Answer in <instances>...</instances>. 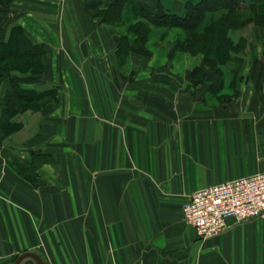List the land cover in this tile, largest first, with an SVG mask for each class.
Returning a JSON list of instances; mask_svg holds the SVG:
<instances>
[{"label":"crops","instance_id":"0c3cea01","mask_svg":"<svg viewBox=\"0 0 264 264\" xmlns=\"http://www.w3.org/2000/svg\"><path fill=\"white\" fill-rule=\"evenodd\" d=\"M198 1L135 3L181 16ZM10 7L21 13L25 36L44 43L40 64L50 55L60 70L65 51L80 54L84 77L58 79L42 93L44 108L19 112L10 122L20 129L0 140V264L26 251L45 264H264V219L200 238L181 213L193 191L264 169V63L243 62L223 79V66L202 58L192 65L189 54L167 65L166 49L150 44L147 55L131 52L119 65L116 32L85 0H13ZM34 13L59 23L54 39L71 50L31 34ZM244 32L246 53L253 39ZM104 39L108 45L98 48ZM23 150L24 172L15 160Z\"/></svg>","mask_w":264,"mask_h":264},{"label":"trees","instance_id":"16d2710c","mask_svg":"<svg viewBox=\"0 0 264 264\" xmlns=\"http://www.w3.org/2000/svg\"><path fill=\"white\" fill-rule=\"evenodd\" d=\"M12 1L0 0V50L3 51L0 54V78L4 75L8 77L10 72L17 70L18 61L22 59L26 65L40 66L44 53L43 46L29 40L20 26L14 25L9 29L15 19L14 11L10 7ZM258 1L262 2L259 6H245L244 0H199L195 4L187 3L181 16L164 11L153 12L137 5L135 0H112L107 6H104V0H85V9L92 16L99 18L101 23L120 31L114 35V53L119 65L126 61L131 52L147 55L143 48L147 47L148 40L159 31L161 38H164L172 30H177L173 47L169 49V57L179 43L183 42V48L190 49L197 38L211 35L213 38L203 46V64L223 66L230 61L232 52L240 46L228 35V30L240 28L250 21H257L254 11L261 10L260 13L264 14V0ZM245 10L249 11L251 16L241 20V13ZM207 12L213 14L203 31L199 32L198 28ZM7 26L9 35L5 37ZM186 33L188 39L185 37V40L181 41ZM11 82L13 91L6 95L0 118V128L6 126L8 135L15 130L13 126H18L10 122V115L28 109V104L39 99L37 95L33 96L32 91L16 90L14 80ZM22 101H25L27 106L21 105Z\"/></svg>","mask_w":264,"mask_h":264},{"label":"rangeland","instance_id":"374dc122","mask_svg":"<svg viewBox=\"0 0 264 264\" xmlns=\"http://www.w3.org/2000/svg\"><path fill=\"white\" fill-rule=\"evenodd\" d=\"M256 12H259V13H256ZM260 12H261V10L254 11L255 20H257V21H250V22L245 23V25H243L240 28L228 30V32H227L228 35L232 38V40L235 43H237L240 46H238V48H237L239 51L236 50L237 52L236 51L232 52L231 57H230V61L227 62L225 65H223V68L221 71L222 77H223V74H225L227 71H228L227 73L230 75V72L232 70L240 69V67L242 66L241 64L243 62H245V64L248 62H252V61L264 63V14H262ZM263 12H264V10H263ZM20 14H21L20 12L14 11L13 15L15 16V19L13 21H15V24H16L15 26H20L23 29L20 22H24V21H21L18 19L20 17L19 16ZM250 16H251V13L249 11L245 10V11H242L240 18L242 20V19H245V18L250 17ZM39 17H40L39 15H36V13H34L32 18L34 19L33 21H35V22H32L29 24V30H30L29 32H31V34L37 35V36L42 34V39H44L46 41H49V39H50L51 42L49 44L51 45V47L53 49H59V51H61L62 49L64 50V48H62L61 46L67 45V43L63 45V42L59 40L60 39L59 37H57V39H54V34H53V32H54L53 30H57V29L59 30V26H58L59 23L56 24V23L51 22L48 24L44 21L38 20ZM260 19H262V20H260ZM39 22H41V23H39ZM249 23L250 24L252 23L253 25L251 24V26H247ZM75 25L76 24H73V26H75ZM82 25L83 24H81V26ZM100 25H102V24L100 23ZM64 26H66V24ZM97 28H98V25H97ZM66 29L68 30L67 26L64 29V35H60L62 40H63L64 36L68 37L66 35V32H67ZM73 29H75V28H73ZM99 30L101 31V29H99ZM112 30L117 32V33L120 32L117 29H112ZM7 31H8V26L6 28V32ZM243 31H245L247 34H249V37H251L253 39L250 41L251 43H249L250 48H248L249 51L246 52L247 54L245 53V51L247 49L245 50V48H244L247 45V43H246L247 41L245 39H241L242 37L239 36V34L243 33ZM101 32L103 35V30ZM160 32L161 31L156 33L154 35V37H152L150 40H148L147 46L152 44V45H155L156 47H159L162 49L165 48L167 51V60H166L167 65L174 64L175 62H177V59H178V61H180V63H183L182 62L183 57H181L183 54L184 55L189 54L191 56L190 59L192 60V65L197 63L199 58H202V61H203V59H205L204 54L202 52L203 46L205 44L209 43V41L213 38L211 35H206L204 37L197 38L195 40L193 47L190 49L183 48L184 43L181 42L178 44L177 47L173 48L172 55L169 57V55H168L169 49L173 47L175 38L177 37V33H176L177 30H172L170 32V34L166 35L164 38H161ZM56 33L58 35V32H56ZM57 35H55V37ZM187 36H188V33L184 34L183 35L184 38H181V41H184L185 37L187 38ZM100 40H101V38H100ZM241 40H242V42H240ZM79 41L83 42L81 40H79ZM238 42H240V44ZM42 45L44 47V43ZM104 45H108L106 39H104V41H102L100 44H97L98 48H103ZM67 47H69V50H71L70 46L67 45L66 48ZM1 53H3V51L0 50V54ZM65 54H66V56H63L64 61H63L62 66H60V70L59 69L56 70L57 66H59V63H58V65H56V68H52V62H51L52 57L50 55H47V57L44 58V60L46 61V67H44L42 64L40 66L32 67L29 64L26 65L25 61L22 59V60L18 61L19 66H18L17 70H15L14 72H10L8 77H6L7 75L3 74L4 75V76H2L3 78H0V110H1L0 112H1V114L3 111L2 109L4 108L3 105L5 104V101H6V95L13 91V89H12L13 83L11 82V80H14L16 90L22 91L24 89H28V88L30 89L31 88V91L34 94L33 96L37 95L40 100H38V101L36 100V101L28 104V109L31 108L32 110L34 109L35 111H40L45 106L44 101L41 100L42 93H44V91L48 87L55 86V82L58 81V79L59 80L63 79L64 81H67L69 78L75 79V78L80 77V75H81L80 78L82 79V77H84L83 70L81 67H79V64H78V58H81V55L76 54L77 57L75 59H73L74 57L73 56L71 57L70 54L68 56V53H66V51H65ZM6 59H8V58H6ZM157 72L160 74L163 73L162 76L164 77L165 70L157 71ZM10 77H12V78H10ZM223 79H225V78L223 77ZM24 102L25 101H22V102H20V104L27 106V103H24ZM18 113L19 112L12 113L10 115L9 119L11 120ZM28 122L29 123L32 122V126L36 130V127H38L37 126L38 122H34L33 119H29ZM11 123L18 125V126H16V125L13 126V128L15 129L14 131H18L20 129V127H21L20 123H17V122H11ZM1 129L3 131V134L1 135L0 140L4 141V140H6V138H8V129L6 126L1 127ZM13 132H11V133H13ZM35 132H32V133L35 134ZM0 146H2V145H0ZM26 147L27 146H25V143H24L21 148H26ZM6 148L7 147H5L4 149L6 150ZM7 153L5 154V157L12 159L10 157V155ZM22 153H23L22 156H19V153L16 152L15 160L19 161V162H17V164H18L17 166L20 169H22L21 171L24 172L26 170V166L24 163H22V160H24L23 158L27 157L28 154H27V151H25V150H23ZM26 173L29 174V172H26Z\"/></svg>","mask_w":264,"mask_h":264},{"label":"built area","instance_id":"2783aa9c","mask_svg":"<svg viewBox=\"0 0 264 264\" xmlns=\"http://www.w3.org/2000/svg\"><path fill=\"white\" fill-rule=\"evenodd\" d=\"M181 213L200 238L213 237L246 220L264 219V169L193 191Z\"/></svg>","mask_w":264,"mask_h":264},{"label":"water","instance_id":"95a60500","mask_svg":"<svg viewBox=\"0 0 264 264\" xmlns=\"http://www.w3.org/2000/svg\"><path fill=\"white\" fill-rule=\"evenodd\" d=\"M25 258H30L31 260H33L36 264H45L44 261L41 259V257L39 255H37L34 252H30V251H26L23 252L22 254H20L15 261L13 262V264H19L23 259Z\"/></svg>","mask_w":264,"mask_h":264}]
</instances>
